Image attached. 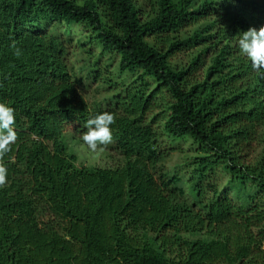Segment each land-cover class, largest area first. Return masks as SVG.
<instances>
[{"label": "trees", "instance_id": "trees-1", "mask_svg": "<svg viewBox=\"0 0 264 264\" xmlns=\"http://www.w3.org/2000/svg\"><path fill=\"white\" fill-rule=\"evenodd\" d=\"M151 6L0 0V103L14 109L17 136L0 158V264H264V70L237 46L241 31L264 24V0ZM49 22L88 29L135 83L91 107L66 42L43 32ZM181 31L190 32L173 36ZM186 53L187 63L174 62ZM102 112L114 117L117 155L105 166L79 163L78 145L91 152L86 121ZM156 122L199 147L189 163L193 203L179 176L159 174L170 155ZM219 169L230 190L207 192Z\"/></svg>", "mask_w": 264, "mask_h": 264}, {"label": "rangeland", "instance_id": "rangeland-1", "mask_svg": "<svg viewBox=\"0 0 264 264\" xmlns=\"http://www.w3.org/2000/svg\"><path fill=\"white\" fill-rule=\"evenodd\" d=\"M138 3L146 13L151 11V0H138ZM190 31H181L173 36L184 37ZM43 32L55 35L66 42L69 50L67 55L69 71L73 76L79 94L91 107H107L108 102L116 93L121 92L122 88L129 87L135 83L136 76L132 77V75L127 73H120V56L113 52H103L96 41L89 40L90 31L85 27L49 22L45 24ZM193 51L195 49H191L189 53L191 54ZM174 62L178 64L187 63V53L180 54ZM160 98L164 102L163 97L161 96ZM161 99L159 100L161 101ZM154 117L155 113L153 112L148 117V120L151 122ZM161 124V122L154 124L155 130L160 134L158 146L162 151L169 153L170 156L163 168L160 169L159 174L168 178L173 175L179 176L181 180L180 188L185 190L186 199L193 203L195 199L190 194L189 180L192 172L189 163L191 164V160L199 147L191 138L181 141L171 139L161 129ZM77 148L80 149L79 163L82 162L86 165L105 166L111 161L108 155H117L113 141L107 145L98 146L95 152L83 150L81 145H78ZM204 187L210 193L214 188H217L220 192L230 190L228 173L224 169H219L214 174L207 175ZM235 195L236 192L232 191V198L235 199ZM236 203L241 204L242 201L236 199Z\"/></svg>", "mask_w": 264, "mask_h": 264}, {"label": "clouds", "instance_id": "clouds-1", "mask_svg": "<svg viewBox=\"0 0 264 264\" xmlns=\"http://www.w3.org/2000/svg\"><path fill=\"white\" fill-rule=\"evenodd\" d=\"M240 53L245 56L254 70H264V24L249 27L241 31L237 41ZM19 55V50L16 51ZM14 109L5 103H0V158L10 150V145L16 141V132L13 130ZM114 117L108 112L92 116L86 121L87 131L82 134V141L87 148L95 152L98 146L107 145L112 140V125ZM7 169L0 164V185L6 182Z\"/></svg>", "mask_w": 264, "mask_h": 264}]
</instances>
